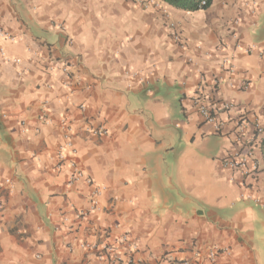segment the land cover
<instances>
[{"label": "crops", "instance_id": "obj_1", "mask_svg": "<svg viewBox=\"0 0 264 264\" xmlns=\"http://www.w3.org/2000/svg\"><path fill=\"white\" fill-rule=\"evenodd\" d=\"M247 2L0 0V264H110L122 235L134 264H211V244L230 250L216 264H264V58L246 51L264 46V0ZM67 133L94 210L57 167ZM235 151L254 177L224 166Z\"/></svg>", "mask_w": 264, "mask_h": 264}, {"label": "built area", "instance_id": "obj_2", "mask_svg": "<svg viewBox=\"0 0 264 264\" xmlns=\"http://www.w3.org/2000/svg\"><path fill=\"white\" fill-rule=\"evenodd\" d=\"M250 4L252 7H254L257 3V0H249L247 2ZM207 5V2L205 0H202L201 3L199 4V7H204ZM171 26H173V23H170ZM0 36L3 38H9L8 34L5 33L0 29ZM173 39L176 43L182 44V38L179 34L174 33L173 34ZM251 50H256L257 54L259 57L264 58V46H250L246 48V51H251ZM0 54L8 59L4 55L3 50L0 48ZM14 61H17L16 59H13ZM63 71H66L65 66L62 67ZM201 92L198 93V97L196 98V108L197 112L202 116V118L206 122L210 123H215V116L213 115L209 105L205 102L204 99H202ZM218 126V125H217ZM257 132H261L262 128L256 124L255 125ZM94 133H105L104 130H95ZM64 143L60 145L57 153V158H58V164L57 167L60 166L61 162L65 159H70V167H71V174L68 180L69 184H73L77 181L84 182L88 186L91 187L90 189V210H94L97 207V196L100 193V187L96 186L93 183V180L86 176L83 171L75 164L73 161L75 157V150L72 147L71 140L69 138L68 133L65 134L64 136ZM224 166L227 168H230L234 171L239 172L242 176L244 177H254L258 173V162L249 157V154L246 151H241V152H233L232 154L228 155L224 160H223ZM3 204L2 201L0 200V209L2 208ZM82 212L78 214V216H82ZM120 242L126 243L128 246V257L125 259H121L120 257H117L115 254L111 257L110 259V264H134L136 262L135 258L133 257V252L136 249V244L134 242H131L130 239L128 238L127 235H122L119 239ZM81 248L85 249H90L93 251L98 252V256L102 257L103 254L106 252H111L114 249V246L108 243H94V242H86V241H81L79 243ZM229 248L224 247V246H217L215 244H211L206 247L205 249V254L204 256L211 262V264H216L215 263V258L218 253H229ZM195 257L200 258V254L198 252H195ZM169 264H189V261L186 259H176L173 262H170ZM202 264V263H199Z\"/></svg>", "mask_w": 264, "mask_h": 264}, {"label": "trees", "instance_id": "obj_3", "mask_svg": "<svg viewBox=\"0 0 264 264\" xmlns=\"http://www.w3.org/2000/svg\"><path fill=\"white\" fill-rule=\"evenodd\" d=\"M162 1L178 9L195 11L198 9L205 8L207 5H209L211 0H205L207 2V5H205L202 8L199 7V4L201 3L202 0H162Z\"/></svg>", "mask_w": 264, "mask_h": 264}]
</instances>
